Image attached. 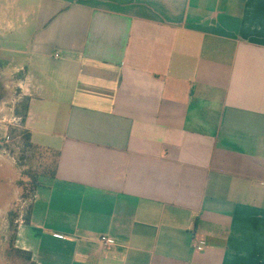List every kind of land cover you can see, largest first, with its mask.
Returning a JSON list of instances; mask_svg holds the SVG:
<instances>
[{"label": "crops", "instance_id": "1", "mask_svg": "<svg viewBox=\"0 0 264 264\" xmlns=\"http://www.w3.org/2000/svg\"><path fill=\"white\" fill-rule=\"evenodd\" d=\"M0 61L56 157L34 264H264V0H0Z\"/></svg>", "mask_w": 264, "mask_h": 264}, {"label": "rangeland", "instance_id": "2", "mask_svg": "<svg viewBox=\"0 0 264 264\" xmlns=\"http://www.w3.org/2000/svg\"><path fill=\"white\" fill-rule=\"evenodd\" d=\"M22 72L0 61V264H34L18 248L20 225L26 222L35 195L49 179L56 157L28 145L25 117L28 98L19 85ZM47 174V175H45ZM22 221V222H21ZM16 235L15 242L13 241Z\"/></svg>", "mask_w": 264, "mask_h": 264}, {"label": "trees", "instance_id": "3", "mask_svg": "<svg viewBox=\"0 0 264 264\" xmlns=\"http://www.w3.org/2000/svg\"><path fill=\"white\" fill-rule=\"evenodd\" d=\"M24 135H25V138H26V140H27L28 145H30V146L33 147L32 142H31V135H30V133H29V132H25ZM55 163H56V162H54V165H53L52 167L49 168V176H50V177H54V175H55V166H56ZM45 175H47V174H45ZM47 176H48V175H47ZM16 235H17V234H16ZM16 235L14 236V239H13L14 242H15V240H16ZM20 251L26 253V254L28 255L29 259L32 258V255H31L30 252H28V251H23V250H20Z\"/></svg>", "mask_w": 264, "mask_h": 264}, {"label": "built area", "instance_id": "4", "mask_svg": "<svg viewBox=\"0 0 264 264\" xmlns=\"http://www.w3.org/2000/svg\"><path fill=\"white\" fill-rule=\"evenodd\" d=\"M100 245L105 248H111L115 245L114 240L109 236V235H101L98 239ZM198 248H200L199 246H197Z\"/></svg>", "mask_w": 264, "mask_h": 264}, {"label": "flooded vegetation", "instance_id": "5", "mask_svg": "<svg viewBox=\"0 0 264 264\" xmlns=\"http://www.w3.org/2000/svg\"><path fill=\"white\" fill-rule=\"evenodd\" d=\"M3 93V87L0 88V94ZM1 184V183H0ZM2 202V189L0 187V203Z\"/></svg>", "mask_w": 264, "mask_h": 264}]
</instances>
